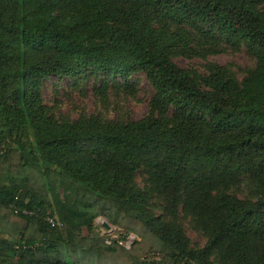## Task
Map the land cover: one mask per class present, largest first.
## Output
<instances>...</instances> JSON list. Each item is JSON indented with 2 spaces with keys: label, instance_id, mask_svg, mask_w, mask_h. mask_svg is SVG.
Here are the masks:
<instances>
[{
  "label": "trees",
  "instance_id": "1",
  "mask_svg": "<svg viewBox=\"0 0 264 264\" xmlns=\"http://www.w3.org/2000/svg\"><path fill=\"white\" fill-rule=\"evenodd\" d=\"M240 47V78L172 60ZM135 73L138 119L42 101L50 75L106 105ZM97 216L136 239L80 234ZM0 264H264V0H0Z\"/></svg>",
  "mask_w": 264,
  "mask_h": 264
},
{
  "label": "rangeland",
  "instance_id": "2",
  "mask_svg": "<svg viewBox=\"0 0 264 264\" xmlns=\"http://www.w3.org/2000/svg\"><path fill=\"white\" fill-rule=\"evenodd\" d=\"M172 60L180 67L192 68L204 72L205 65L208 62H215L219 65L230 68L235 71L236 76L240 78L244 71L253 65V60L246 54L243 48L238 50L225 49L205 58L174 56ZM135 81V93L126 95L119 93L113 95L110 91L106 94V105L98 101L97 95L93 92V79L80 80L78 86H73L71 80L66 77H57L50 75L41 82L40 93L42 101L52 108L55 114H62L70 118H75L79 113H101L105 118L114 119L120 116L129 119H138L145 114L147 102L151 94V87L145 80L142 73H135L129 77ZM47 212L53 213L52 208H47ZM101 221L106 222L102 217H95L92 220V227L80 229L83 235H103L105 229L100 225ZM183 229L186 236L194 246H201L205 241V236L195 229L193 230L182 220ZM156 254L146 256L147 260L157 259Z\"/></svg>",
  "mask_w": 264,
  "mask_h": 264
},
{
  "label": "built area",
  "instance_id": "3",
  "mask_svg": "<svg viewBox=\"0 0 264 264\" xmlns=\"http://www.w3.org/2000/svg\"><path fill=\"white\" fill-rule=\"evenodd\" d=\"M14 212L18 211L17 208L12 207ZM22 214L30 215L31 211L29 210H21ZM48 223L53 224V220L51 217H46ZM103 222L101 221L100 225ZM103 226V225H102ZM102 229H105V238L104 243L109 244L111 242H116L117 244L123 246L124 248H129L132 241L136 239L135 235L129 233L122 238L123 232L121 230H117L114 226L107 224V226H103Z\"/></svg>",
  "mask_w": 264,
  "mask_h": 264
},
{
  "label": "water",
  "instance_id": "4",
  "mask_svg": "<svg viewBox=\"0 0 264 264\" xmlns=\"http://www.w3.org/2000/svg\"><path fill=\"white\" fill-rule=\"evenodd\" d=\"M107 224H108L107 222H104L102 225H103V226H107Z\"/></svg>",
  "mask_w": 264,
  "mask_h": 264
}]
</instances>
